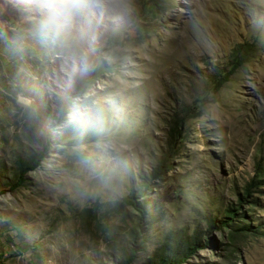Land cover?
Listing matches in <instances>:
<instances>
[{
	"label": "rangeland",
	"instance_id": "rangeland-1",
	"mask_svg": "<svg viewBox=\"0 0 264 264\" xmlns=\"http://www.w3.org/2000/svg\"><path fill=\"white\" fill-rule=\"evenodd\" d=\"M100 52L83 106L125 145L103 178L72 150L27 0H0V264H264V0H133Z\"/></svg>",
	"mask_w": 264,
	"mask_h": 264
},
{
	"label": "clouds",
	"instance_id": "clouds-1",
	"mask_svg": "<svg viewBox=\"0 0 264 264\" xmlns=\"http://www.w3.org/2000/svg\"><path fill=\"white\" fill-rule=\"evenodd\" d=\"M27 7L33 34L56 66L53 99L57 112L63 114L72 102L69 122L78 129L72 150L94 177L103 178L105 156H120L125 145L98 101H92L91 108L83 106L89 98L84 88L99 65L102 28L133 11V0H27ZM113 50L109 47L104 55ZM19 103L29 117L38 115L32 97L21 96ZM90 111L97 128V138L91 144L86 142Z\"/></svg>",
	"mask_w": 264,
	"mask_h": 264
},
{
	"label": "trees",
	"instance_id": "trees-1",
	"mask_svg": "<svg viewBox=\"0 0 264 264\" xmlns=\"http://www.w3.org/2000/svg\"><path fill=\"white\" fill-rule=\"evenodd\" d=\"M117 33H119V31H114L113 35L115 36ZM117 36V35H116ZM253 50V45L252 43H248V42H244V43H238L232 51V57L231 60H233V64H232V68L231 70H233L234 68H237L238 66H240L244 61H246L247 56L249 55V53ZM230 73L228 71L224 72V75L221 77V79L217 80V88L221 87V85L227 81L228 75ZM52 129L49 130V132ZM49 144V140L47 139V145ZM43 155V154H42ZM41 155V156H42ZM134 206L136 208H138L140 213H143V209L137 205L136 203H134ZM136 238H139V234L136 233ZM194 247H196V244L193 245ZM191 247L193 250L195 249L194 247Z\"/></svg>",
	"mask_w": 264,
	"mask_h": 264
}]
</instances>
